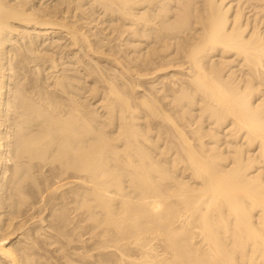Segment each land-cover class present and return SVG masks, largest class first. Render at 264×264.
I'll list each match as a JSON object with an SVG mask.
<instances>
[{
    "label": "bare ground",
    "instance_id": "obj_1",
    "mask_svg": "<svg viewBox=\"0 0 264 264\" xmlns=\"http://www.w3.org/2000/svg\"><path fill=\"white\" fill-rule=\"evenodd\" d=\"M89 1L91 11L100 6L126 25L128 43L145 36L153 44L134 57L127 52L125 64L109 58L112 47L104 58L105 40L99 46L83 29ZM245 1L0 0V189L4 179L11 183L7 212L0 202V264L38 262L35 235L15 246L28 226L15 218L13 190L25 202L18 185H50L51 176L62 187L59 222L71 220L70 192L92 221L101 251L88 254L97 258L91 264H264V0L257 15L249 8L254 18ZM64 39L77 49L65 57L78 67H89L81 54L96 57L89 70L99 77L87 90L84 81L88 95L78 73L68 72ZM234 58L241 76L229 67ZM104 59L123 69L107 74ZM173 67L181 74H169L168 84L143 89L142 77L162 79Z\"/></svg>",
    "mask_w": 264,
    "mask_h": 264
},
{
    "label": "rangeland",
    "instance_id": "obj_2",
    "mask_svg": "<svg viewBox=\"0 0 264 264\" xmlns=\"http://www.w3.org/2000/svg\"><path fill=\"white\" fill-rule=\"evenodd\" d=\"M43 1H45V0H43ZM51 0H46V3H48V2H50ZM88 1V0H87ZM241 1H243V0H241ZM245 1V0H244ZM247 1V2H246ZM245 1V4H246V6H251L252 4L254 5H252L251 7H248V9H246L245 11H247L246 13L248 14L249 12H250V10H251V12L252 11H254V12H256V11H259V8H255V4H257V3H260V1H257V0H251V2L249 1V0H246ZM249 1V2H248ZM253 2V3H252ZM90 3V4H89ZM252 3V4H251ZM86 4V5H85ZM88 4L90 5V6H88ZM249 4V5H248ZM87 7H89V8H87ZM91 7H92V2H84V11H86L87 12V16L85 15V18L83 17V16H81V17H83L82 18V21H83V19H84V21L82 22V24H83V29L84 30H87L88 31V33L90 32L91 34H93L92 35V37L93 38H95V39H97L96 40V42H98L99 43V41H100V43H99V46H101L100 44H104L105 42V45H103V48H102V46H101V48H100V50H101V53H99V54H101L104 58L108 55V53L110 52V48L111 49H114V50H111V52L110 53H112L111 55H110V53H109V58L110 59H117L118 57H119V59H120V57H121V61L122 62H124V64H125V61L127 62V58H128V56H126L127 54H131V57L133 56H135V55H137V54H135V53H138V54H141L142 52H145L146 51V49H147V47L148 46H151L153 43H152V39H149V40H146V37L145 36H140V37H138V38H141L140 40L137 38V37H135V38H130V40H132V42L137 46V49H136V47H134L133 45V43L132 44H130V43H128L129 41V37H130V34H129V32H128V30H126V25L125 24H123L124 26V28L122 27V24H121V22L122 21H120V20H118L120 23H118L117 24V20L116 19H111V18H114L113 16L111 17V15L109 16V14L108 15H106V16H108L107 18H106V16H104L103 14H104V12H103V9L100 7V6H98V7H94L93 8V11H91ZM87 8V9H86ZM96 8V9H95ZM249 8H251L250 10H249ZM89 9V10H88ZM102 10V11H101ZM90 11V12H89ZM94 12V13H93ZM249 13L250 15L251 14H254V12L253 13ZM260 12V11H259ZM96 13V14H95ZM78 14H80L81 15V13L80 12H78ZM248 14V15H249ZM256 15H257V12L255 13ZM255 14H254V16H255ZM259 14V13H258ZM260 14H262V15H260ZM260 14H259V17L260 16H262V21H264V12H260ZM98 16V17H97ZM101 16H102V18H101ZM253 15H251V18H254V16L252 17ZM89 18H91V19H89ZM88 19V20H87ZM109 19V20H108ZM111 19V20H110ZM90 20V21H89ZM89 21V22H88ZM109 21V22H108ZM111 21V22H110ZM102 24H101V23ZM106 22V23H105ZM113 22V23H112ZM85 23V24H84ZM92 23V24H91ZM98 23V24H97ZM111 23V24H110ZM264 23V22H263ZM95 24V25H94ZM116 24V25H115ZM121 24V25H120ZM101 25V26H100ZM110 25H114L113 27L112 26H110ZM120 25V26H119ZM262 25H264V24H262ZM261 25V26H262ZM85 26V27H84ZM117 27V29H115L116 27ZM90 29H89V28ZM96 27V28H95ZM94 28V29H93ZM100 28V29H99ZM106 30H104V29ZM111 28V29H110ZM121 28V29H120ZM89 29V30H88ZM96 29V30H95ZM99 29V30H98ZM109 31H108V30ZM92 30H94V31H92ZM104 30V31H103ZM113 30V31H112ZM117 30V31H116ZM100 31V32H99ZM102 31V32H101ZM121 31V32H120ZM110 32V33H109ZM114 32V33H113ZM120 32V33H119ZM123 32H124V34H123ZM98 35H97V34ZM114 34V35H113ZM118 35V36H117ZM129 37H128V36ZM98 36V37H97ZM99 36H101V37H99ZM109 38H108V37ZM110 36H112V37H110ZM107 37V38H106ZM117 37V38H116ZM119 38H120V40H119ZM106 39H107V41H106ZM109 39V40H108ZM110 39H112V42H111V40ZM137 39V40H136ZM66 39H64V41H65ZM105 40V42H103ZM119 40V41H118ZM101 41H102V43H101ZM118 41V42H117ZM137 41H139V42H137ZM63 42V41H62ZM110 42V43H109ZM119 45H117L116 43ZM142 42V43H141ZM113 43V44H112ZM122 43V44H121ZM137 43V44H136ZM143 44L142 46H140L139 47V44ZM67 44V45H66ZM70 43L66 40L65 42H63L62 43V45L65 47L64 49H63V52H62V54H63V56H64V58H65V61H66V64L68 63V62H70V64H72L73 63V66L72 65H70V68H71V70H69L68 72H69V74H71V75H76V72L78 73L77 74V76H80L78 79H80V81H82V83H81V87H82V85H83V89H84V87L86 88V90L89 88V87H91L92 85L91 84H94V78H95V76L97 75L96 73H94V71H95V69H96V67L95 66H93L94 64H93V62H94V59H96V57H94L92 54H90L89 56L87 55L86 57H84L82 54V56L80 55V57L82 58H80L79 60H81V62L83 63V64H86L87 65V67H88V72H90V73H92V76L91 75H88V74H90V73H88L84 68L82 69V67L83 66H79L78 67V65L76 64V63H74V61H76L77 59L76 58H73L72 59V61H71V59H69L70 57H68V58H66L65 57V55H72V54H70L69 52H71V50L73 51V52H75L77 49H74V46H71V45H69ZM107 44H109V45H107ZM112 44V45H111ZM127 44V45H126ZM140 44V45H141ZM147 44V45H146ZM71 46V47H70ZM121 46H124V47H121ZM129 46V47H128ZM68 47V48H67ZM114 47V48H113ZM116 47V48H115ZM121 48V49H120ZM125 48V49H124ZM134 48V49H133ZM138 48H140L141 50H138ZM143 48H144V51H143ZM117 49H119L118 51H117ZM131 49V50H130ZM104 51V52H103ZM112 51H114V53L112 52ZM137 51V52H136ZM140 51H142L141 53H139ZM100 52V51H99ZM103 52V53H102ZM115 52H118V53H116L118 56H116V54H115ZM127 52H129V53H127ZM107 53V54H106ZM61 53H59L58 55H62ZM106 56H105V55ZM113 54H115V57L114 56H112ZM129 54V55H130ZM134 54V55H133ZM89 57L90 58H92V59H89ZM108 57V56H107ZM216 57H218V56H216ZM234 57V56H233ZM232 58V57H231ZM118 59V60H119ZM235 59V58H234ZM83 60V61H82ZM87 60H88V62H87ZM107 59H104L103 60V62H105V63H107V61H106ZM237 59H235V61H233L231 64H233V65H230L229 67L231 68L232 67V69H233V67H234V70H235V67H236V70H237V68H238V71H237V74L238 75H240L241 76V74L243 73L240 69L242 68V66L238 63V61L239 60H237ZM138 62V61H137ZM235 62H236V64H235ZM109 63V62H108ZM107 63V66H109V67H105V71L107 72V74H111V75H113V74H115V73H117V75L119 74V71H118V69H123V67H121V68H118V67H116L114 64H108ZM136 63V62H135ZM74 64H76L75 66H74ZM235 64V65H234ZM112 67H111V66ZM76 66L79 68H77L76 69ZM73 67V68H72ZM90 67H92L93 69H94V71L92 72V70H89V68ZM118 68V69H117ZM240 68V69H239ZM74 69V70H73ZM76 69V70H75ZM108 69V70H107ZM174 69H178V68H175V67H173V70H168L167 72H165L164 74H161L160 75V77L162 78V79H160V78H158L157 76H154V77H146V76H144L146 79H144V77H142V79H141V84H142V86H145L143 89H145V91H150V90H152V86L154 85V84H157V82H160L159 83V86L161 85V83L163 82V83H167L168 84V82H170V79H169V74H170V76L172 75V74H174V72H178V74L180 75L181 74V72L178 70H174ZM26 70H27V68H26ZM80 70V73L78 72ZM113 70V71H112ZM115 70H117V71H115ZM73 71V72H72ZM75 71V72H74ZM228 72H229V69L227 70ZM105 72V73H106ZM109 72V73H108ZM75 73V74H74ZM84 73V74H83ZM175 73V74H176ZM29 74H30V72H29ZM79 74H81V75H79ZM86 76V78H85V76ZM164 75H166L167 77H165ZM81 76H82V78L84 77L85 79H81ZM92 77V78H90V79H88V77ZM94 76V77H93ZM163 76V77H162ZM97 77H99L98 75H97ZM157 77V78H156ZM149 78V79H148ZM164 78H166L167 79V81H166V79H164ZM99 79V78H98ZM144 79V80H143ZM160 79V80H159ZM163 79H164V81H163ZM169 79V80H168ZM88 80V81H87ZM157 80V81H156ZM86 82V85H85V82ZM83 82H84V84H83ZM102 82H98L97 84H98V86L100 87V88H102L103 87V85H104V83H103V85L101 84ZM119 83H120V81H119ZM166 83H165V85H166ZM88 84H90V86H88ZM150 84V85H149ZM151 84H153V85H151ZM85 85V86H84ZM101 85V86H100ZM148 85V86H147ZM88 86V87H87ZM94 86V85H93ZM151 86V88H149ZM264 87V86H263ZM262 87V88H263ZM147 89V90H146ZM150 89V90H149ZM86 90L84 89L82 92L83 93H85V94H83L84 96L85 95H88V92L89 91H87L86 92ZM102 89H100V96H99V92H98V94L95 96V98L93 97L92 99H90L91 100V102H93L94 101V99H95V101H96V103H98L99 101H100V99H102L101 97L103 96V93H101L102 91H101ZM144 90L143 91H138L137 92V94H142V93H144L145 92ZM263 93V92H262ZM262 93H260V94H262ZM95 94V93H94ZM94 94H92V95H94ZM82 95V94H81ZM82 95V96H83ZM259 96V95H258ZM92 97V96H91ZM98 97H99V99H98ZM98 99V100H97ZM196 106V105H195ZM194 106V107H195ZM197 107V108H196ZM195 107V109L196 110H198L199 109V106L197 105ZM99 109H101V108H99ZM195 110V111H196ZM198 112V111H197ZM197 112H195V113H197ZM194 116V118H196L195 117V115H193ZM11 122H12V117L10 116V119H9V121H8V124L10 125L11 124ZM204 124H207V123H204ZM224 145V144H223ZM49 166H47V168H48ZM51 167V166H50ZM49 167V168H50ZM46 168V169H47ZM49 168L47 169V174H50L49 173ZM49 170V171H48ZM50 176V175H49ZM52 178V176L51 177H49V183L50 182H54L53 184L51 183L50 185H48V183H46V184H44L43 182L42 183H40V185H39V183H34L33 181H31V179H27V182L24 180V181H22V183L20 184V185H18V187L19 186H21V187H19L20 188V190H22V191H24V193L25 194H27V197L29 198V200L31 199L32 201H34V202H32L31 200L29 201L28 200V198H27V202L25 201V202H20V199H19V196L18 195H16L17 194V188L15 187L14 188V192H13V201H14V203H15V208H16V210H17V215H15V218H16V216H17V218L16 219H18L19 217H18V215L20 216V217H22V221H23V223H26L25 224V226H24V228L26 227V226H28V230H25V231H21V233H20V231H17V233H18V236L14 239V242H15V246H17V247H21L24 243H26L27 241H32L33 240V238H34V235H35V238H36V241L38 242L37 243V246L36 247H33L34 249H32V253L33 254H35L34 255V257H36V258H38V262L37 263H40V264H80L81 262V264H84V262H85V264L87 263V264H91L90 263V260L92 261L93 260V258H94V260L95 259H97V258H99L100 257V253H99V250L101 251V249H100V245L98 244V243H95V241L97 242V240L98 239H96L95 237H93V236H91V233H92V235L94 234L93 232H96L95 231V229H91V224L90 223H92V221H90V220H88V223H86L87 222V215L85 214V210L83 209V208H80L79 207V205H78V203L76 202V199H77V197H76V195H75V193L74 192H70V196H69V198H68V201H69V203H68V209L67 210H69V218L71 219V220H69V222H71V223H69L68 222V226L67 225H65V226H67V227H65L61 222H59V220L57 219V214L59 213V212H61V210H63L64 208H63V206H64V201H63V199L61 198V189H62V187H61V184H60V179H57V180H52L51 179ZM8 179L9 178H7V179H4V181H2V183H1V189H0V202L2 203V206H4L3 208V210H4V212H7V210L10 208L9 206H6V205H9V202H10V200H9V195L11 194V183L9 182L10 181V179H9V181H8ZM30 180V181H29ZM23 182H25V183H23ZM5 183V184H4ZM4 184V185H3ZM10 184V185H9ZM25 184V185H24ZM30 184V185H29ZM38 184V185H37ZM44 185L43 187H42V185ZM36 185L38 186V187H36ZM10 186V187H9ZM49 186V187H48ZM32 187V188H31ZM42 187V188H41ZM45 187V188H44ZM48 187V188H47ZM51 187V188H50ZM58 187H59V189H58ZM61 187V188H60ZM31 188V189H30ZM34 188V189H33ZM43 188H44V190H43ZM52 188H53V190H52ZM25 189H26V191H25ZM51 189V190H50ZM56 189L58 190L57 192H59V195H58V193L57 192H54V191H56ZM29 190V191H28ZM38 190V191H37ZM41 190V192H39ZM43 190V191H42ZM47 190H48V193H47ZM6 191V192H5ZM28 191V192H27ZM34 191V192H33ZM50 191V192H49ZM29 192H30V194H29ZM46 192V193H45ZM54 192V193H53ZM37 193V194H36ZM52 193V194H51ZM42 194V195H41ZM54 194V195H53ZM7 196V197H6ZM36 196V197H35ZM37 196H38V198H37ZM48 196V197H47ZM49 196H51V197H49ZM3 197V198H2ZM46 197V198H45ZM33 198V199H32ZM44 198V199H43ZM7 199V200H6ZM17 199V200H16ZM36 199H38V200H36ZM51 201H50V200ZM19 200V201H18ZM46 200V201H45ZM8 201V202H7ZM3 202H5V203H3ZM30 202H32L34 205H32V203H30ZM37 202V203H36ZM45 202V203H44ZM74 202V203H73ZM19 203V204H18ZM21 203H23V204H21ZM30 203V204H29ZM5 204V205H4ZM38 204V205H37ZM45 204V205H44ZM17 205V206H16ZM23 205V206H22ZM43 205H44V207H43ZM52 205V206H51ZM57 205V206H56ZM60 205V206H59ZM71 205V206H70ZM33 206V207H32ZM8 209H7V208ZM39 207V208H38ZM57 207V208H56ZM58 207H60L59 208V210L58 211H56L57 209H58ZM61 207L63 208V209H61ZM75 209H74V208ZM80 209H79V208ZM26 208V209H25ZM31 208V209H30ZM50 208V209H49ZM23 209V210H22ZM30 209V210H29ZM36 209V210H35ZM72 209V210H71ZM82 209V210H81ZM53 210V211H52ZM77 211L76 212V215L75 214H73V213H75L74 211ZM20 211H21V213H20ZM24 211V212H23ZM50 211V212H49ZM70 211H71V213H70ZM38 214H37V213ZM57 212V214L55 215V213ZM44 213V214H43ZM81 213V214H80ZM82 213H83V215H82ZM40 214V215H39ZM79 214H80V216L83 218L84 216H86V217H84V218H86L85 220L84 219H80L81 217L79 216ZM45 215V216H44ZM52 215V216H51ZM55 215V216H54ZM71 215V216H70ZM75 215V216H74ZM36 216V217H35ZM42 217V219L44 220V222H46V225H43L42 226V224H41V220H40V218ZM39 219H38V218ZM54 217V218H53ZM56 217V218H55ZM71 217H73V219L71 218ZM79 217V218H78ZM52 218V219H51ZM20 219V218H19ZM55 221H54V220ZM75 219V220H74ZM80 219V220H79ZM25 220H26V222H25ZM32 220V221H31ZM38 220H40V222H38ZM16 221H18V220H16ZM22 221H21V223H22ZM28 221V222H27ZM31 221V222H30ZM60 223V224H58V226L55 224V223ZM35 222V223H34ZM50 222V223H49ZM52 223V224H51ZM55 225H54V224ZM69 224H72L71 226L73 227V225H74V227L72 228V227H70L69 226ZM78 224V225H77ZM85 224V225H84ZM63 225L64 226V231H63V229H62V227L61 226ZM83 225V227H81ZM88 225H89V228H88ZM51 226H53L54 228L56 227V229H59V228H61V231H59L58 232V230H56V229H54L53 227H51ZM60 226V227H59ZM75 226H76V228H75ZM43 227H44V229H43ZM50 227V228H49ZM57 227H59V228H57ZM80 227V228H79ZM36 228V229H35ZM39 228H42V230L43 231H41ZM47 228V229H46ZM67 230H66V229ZM78 228H79V230H78ZM93 228V227H92ZM31 229V230H30ZM50 229V230H49ZM83 229V230H82ZM40 230V231H39ZM45 230V231H44ZM69 230H70V232H69ZM92 231V232H90V231ZM37 231L39 232V235L38 236H36V234H34V233H37ZM47 231V232H46ZM49 231H50V233H49ZM58 232V233H55V232ZM68 233H67V232ZM88 231V232H87ZM63 232V233H62ZM81 232V233H80ZM87 232V233H86ZM54 233V234H53ZM74 234L73 236H69V234ZM33 234V236H31ZM40 234H41V236H40ZM66 234V235H65ZM22 235V236H21ZM25 235V236H24ZM29 235V236H28ZM47 235V236H46ZM57 235V236H56ZM62 235H64L63 237H62ZM68 235V236H67ZM80 235V236H79ZM95 235V234H94ZM48 238H46V237ZM53 236V237H52ZM56 236V237H55ZM58 236L60 237V239H58ZM93 237L94 239H95V241L93 240L92 241V238L91 237ZM37 237H38V240H37ZM40 237V238H39ZM81 237L83 238V239H81ZM91 239H90V238ZM30 238V239H29ZM34 238V239H35ZM46 238V239H45ZM50 238V239H49ZM70 238H72V240L70 239ZM80 238V239H79ZM18 239V240H17ZM29 239V240H28ZM43 239V240H42ZM55 239H56V241H55ZM47 240V242H45ZM52 240H54V241H52ZM75 240V241H74ZM85 240V241H84ZM90 240L92 241V242H90ZM17 241V242H16ZM50 241V242H49ZM59 241V242H58ZM70 241V242H69ZM72 241V242H71ZM77 241V242H76ZM43 242H45V243H43ZM56 242H58V243H56ZM63 242V243H62ZM84 242V243H83ZM19 243V244H18ZM67 243V244H66ZM73 243V244H72ZM75 243V244H74ZM80 243V244H79ZM81 243H83V244H81ZM93 243V244H92ZM58 244V245H57ZM61 244V245H60ZM91 244V245H90ZM99 246H98V245ZM55 245V246H54ZM69 247H68V246ZM86 245V246H85ZM93 245V246H92ZM96 245H97V247H96ZM45 246V247H44ZM50 246V247H49ZM51 246H53L52 248H51ZM58 246V247H57ZM67 246V247H66ZM77 246V247H76ZM85 246V247H84ZM41 247V248H40ZM91 247H92V249H91ZM71 248V249H70ZM75 248V249H74ZM81 248H84V249H81ZM85 248H86V250H85ZM95 248V249H94ZM97 248H98V250H97ZM62 249V250H61ZM78 249V250H77ZM81 249V250H80ZM93 249H94V252H95V250H97L95 253H93V255L95 254L96 255V257L97 258H95V255L93 256V257H91V256H88V254L91 252V254H92V252H93ZM37 250V251H36ZM53 250H57L56 252L55 251H53ZM88 250H90V251H88ZM41 251V252H40ZM52 251V252H51ZM63 251V252H62ZM72 251H74V253L72 252ZM77 251V252H76ZM35 252V253H34ZM39 252V253H38ZM38 253V254H37ZM42 253V254H41ZM47 253V254H46ZM55 253H56V255H55ZM77 253H79V254H77ZM81 253V254H80ZM99 253V254H98ZM44 254V255H43ZM54 254V255H53ZM84 254V255H83ZM85 254H87V255H85ZM46 255V256H45ZM52 255V256H51ZM72 256V258H71V256ZM76 255V256H75ZM78 255H80V256H78ZM81 255H82V257H81ZM99 255V256H98ZM40 256H41V259H40ZM78 256V257H77ZM85 256H87V257H85ZM45 258L46 259V261L45 260H43L42 258ZM48 257V258H47ZM79 257H81V260H80V258ZM91 257V259H89ZM84 258V259H83ZM55 259V260H54ZM78 259V260H77ZM87 259H88V261H87ZM41 262H40V261ZM48 260V261H47ZM55 262H54V261ZM72 260V261H71ZM44 261V262H43ZM75 261V262H74ZM78 261V262H77ZM79 261H81V262H79ZM84 261V262H83ZM94 261H92V263H93ZM36 263V264H37Z\"/></svg>",
    "mask_w": 264,
    "mask_h": 264
}]
</instances>
